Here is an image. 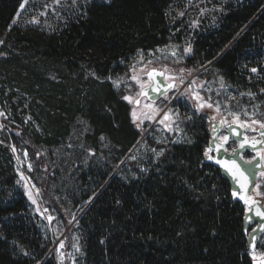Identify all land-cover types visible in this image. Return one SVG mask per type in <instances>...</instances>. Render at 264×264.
Returning <instances> with one entry per match:
<instances>
[{
    "label": "trees",
    "instance_id": "1",
    "mask_svg": "<svg viewBox=\"0 0 264 264\" xmlns=\"http://www.w3.org/2000/svg\"><path fill=\"white\" fill-rule=\"evenodd\" d=\"M22 2L0 0V103L12 115L0 124V138L31 152L54 148L82 118L84 146L98 153L104 136L117 163L141 132L130 103L106 77L138 50L167 42L171 0L92 1L51 32L11 24ZM262 60L264 0H242L227 5L216 28L196 33L186 68L213 61L238 81ZM187 125L191 142L154 145L164 151L146 172L131 160L134 177L112 176L103 165L81 173L75 205L90 202L75 228L84 264H252L245 208L219 170L204 163V122L196 116ZM15 182L14 160L0 144V264H57L51 238Z\"/></svg>",
    "mask_w": 264,
    "mask_h": 264
},
{
    "label": "rangeland",
    "instance_id": "2",
    "mask_svg": "<svg viewBox=\"0 0 264 264\" xmlns=\"http://www.w3.org/2000/svg\"><path fill=\"white\" fill-rule=\"evenodd\" d=\"M92 1L110 0H23L21 5L24 7L20 5L11 24L51 32L82 15L84 7ZM239 1L242 0H171L168 11L170 34L167 42L146 51L138 50L121 63L124 67L121 72L106 77L123 96L132 98V102L128 101L131 105V119L136 126L139 125L137 128L141 132L138 143L126 156L119 158L117 163L112 162V146L104 136L100 139L102 151L97 153L84 146L83 138L89 129L82 118L74 121L70 135L54 148L37 146L31 152L22 143L13 144L0 138V144L7 146L14 160L15 184L23 191L29 208L42 221L45 234L51 238L50 250L55 254L57 264L85 263L79 232L75 230L80 215L90 203L75 205L80 192L78 179L81 173L94 165H103L104 168L112 169V176L134 177L129 161H135L139 170L146 172L164 151L162 147L154 145L172 146L191 142L187 124L195 114L187 97L199 111L211 109L227 121L246 124L253 129L264 123L263 60L258 68L250 67L243 71V79L238 81L228 80L213 66V61L203 64L197 71L186 68V59L192 54L196 33H207L216 28L227 5ZM189 48L190 51L186 52L185 49ZM153 68L162 70L165 80L176 77L177 86L164 99L153 103L143 98L135 106L133 102L141 88L136 81L131 80V76L136 75L146 86V73ZM254 68L255 72L252 71ZM181 69L184 71L181 72ZM181 76L184 80L182 84L179 79ZM174 98L176 100L171 104ZM3 102L6 104V101ZM208 104L212 107H208ZM9 110L8 105L0 103V113H3L0 115V124L12 119ZM133 111L136 112L135 120ZM165 113H168L169 119L160 123ZM205 122L208 125V120ZM225 136L224 132L221 133L220 140ZM246 136L252 140L258 139L255 133H247ZM233 147L230 143L229 149ZM262 153L264 156V150ZM253 156L248 154V159ZM253 196L262 199L264 203V171L258 176ZM45 197L49 200L45 201ZM59 212L65 216L66 227L62 225ZM249 253L252 258L264 257V236L257 248Z\"/></svg>",
    "mask_w": 264,
    "mask_h": 264
},
{
    "label": "water",
    "instance_id": "3",
    "mask_svg": "<svg viewBox=\"0 0 264 264\" xmlns=\"http://www.w3.org/2000/svg\"><path fill=\"white\" fill-rule=\"evenodd\" d=\"M152 70L153 69H150L148 72ZM155 70L163 72L160 69ZM146 79L148 84L145 86L144 90L148 92V96L145 97L140 95V92L142 91L141 89L137 97V100L139 101L142 98H146L149 102L154 103L161 98H165L175 89L167 90L166 95L164 96L151 90L155 87H161L160 82H163L165 86L173 82L175 83L173 80H165V74L164 76H155L153 81H149V78L146 75ZM149 84H151V87H148ZM135 105L137 104L135 103ZM210 116L212 118V115ZM210 129L208 149L214 154L212 155L211 152H208L207 156H204V163L210 164L219 170L221 177L229 185L232 199L238 201L245 207V213L242 218V233L246 236L248 250H255L260 239L264 236V204L262 199L253 196L254 186L257 182L258 176L264 171V160H261L260 158L263 156L262 152L264 150V136L261 135V133H264V128L259 127L253 129L248 125L242 127L235 123H229L226 127L227 141L235 143V147L231 150L226 149L225 142L221 141L219 138L223 129L222 121L212 119ZM232 129H235L239 135L234 134ZM246 133H255L259 140L248 138L245 135ZM245 138H247V143H245L243 148H240V144L244 142ZM254 143L255 147H253ZM247 152L254 156L251 159H247L245 157ZM208 156H211L212 159H209ZM217 161L221 162L218 163ZM248 161H251V163H248ZM233 162L238 166L239 172H237L236 168H232ZM225 163L228 164V167L224 166ZM229 168H232V170L230 171ZM239 173H243V176L239 175ZM241 197H243V199ZM258 212L262 214L258 215ZM262 258H252V264H259Z\"/></svg>",
    "mask_w": 264,
    "mask_h": 264
},
{
    "label": "snow or ice",
    "instance_id": "4",
    "mask_svg": "<svg viewBox=\"0 0 264 264\" xmlns=\"http://www.w3.org/2000/svg\"><path fill=\"white\" fill-rule=\"evenodd\" d=\"M21 7L23 8L24 5H21ZM180 15H184V13H180ZM14 23H15V22H14ZM0 43H3V41H0ZM185 51H186V52H189V51H190V48H189V49H185ZM172 55H175V53H172ZM134 70H135V69H133V71H134ZM180 71L183 72L184 70L181 69ZM252 71L255 72L256 69L254 68V69H252ZM146 75L148 76L149 81H153V80L155 79V76H164V73H163V72H158V71H156L155 69H153L152 71L147 72ZM169 79H172L173 81H175L176 77H169ZM179 79H180V83L182 84V83L184 82L183 77L181 76ZM131 80L136 81V82L140 85V88L142 89V91L140 92V95L147 97V96H148V92L144 90V89H145V84H144L143 82H141V81L139 80V78H138L136 75L131 76ZM160 83H161V87H155V88H152L151 90H152V91H156V92H158V93H159L160 95H162V96L166 95L167 90L174 89V88L177 86L174 82H173V83H170V84H167L166 86L163 84V82H160ZM148 87H151V84H149ZM123 99H125V100H127V101H129V102H132V98H131L130 96H124ZM135 103H136L137 105H139V104H140V101H139V100H136ZM203 106H204V105L202 104L201 107H203ZM207 106H208V107H212L211 104H208ZM145 107H150V105H145ZM217 110H218V109H217ZM0 115H3V113H0ZM132 116H133V118H134V120H135V118H136V112H135V111H133ZM168 119H169L168 113H165V114H164V117H163V119L160 121V123H164V121H166V120H168ZM142 122H143V121H141V123H142ZM222 123H224V121H222ZM253 123H260V122H258V121H253ZM0 127H3V126L0 125ZM137 127H139V125H137ZM260 127H261V128H264V123H260ZM232 131L234 132V134L239 135V133H237V132L235 131V129H232ZM261 135L264 136V133H261ZM222 139L226 142V141L228 140V137L225 136V137H223ZM245 143H247V138H245L244 142H242V143L240 144V148H243L244 145H245ZM257 143H258V142H257ZM253 147H255V143L253 144ZM234 151H235V150H234ZM158 154H159V153H158ZM205 155L207 156V152L205 153ZM208 158H209V159H212L211 156H208ZM260 158H261V160H264V156H261ZM217 162L220 163L221 161H217ZM248 163H251V161H248ZM224 166H225V167H228V164L225 163ZM232 168H236L237 172H239L238 166H236L234 162H233V164H232ZM232 168H229V170L231 171ZM239 175L243 176V173H239ZM234 195H235V193H234ZM241 198L243 199V197H241ZM257 214H258V215H261L262 213H259V212H258ZM254 231H255V230H254ZM254 258H255V257H254ZM259 264H264V258H262V259L260 260Z\"/></svg>",
    "mask_w": 264,
    "mask_h": 264
},
{
    "label": "flooded vegetation",
    "instance_id": "5",
    "mask_svg": "<svg viewBox=\"0 0 264 264\" xmlns=\"http://www.w3.org/2000/svg\"><path fill=\"white\" fill-rule=\"evenodd\" d=\"M153 69H156V68H153ZM176 76H180V75H176ZM167 81H172V80H167ZM178 83V80L177 79H175V84H177ZM148 84V83H147ZM141 90V89H140ZM138 95H139V93H138ZM187 97V96H186ZM188 98V100H189V102L191 103V109H192V112L195 114V117L196 116H198L199 118H201V121H203L204 122V125L206 126V128H207V134H208V140H207V145H206V152L208 153V152H211V151H209V149H208V142H209V139H210V123H211V121H212V119H216V121H219V120H221V121H224V123H223V129H222V131H221V133H223L224 132V134H226V137H227V129H226V127H227V125L229 124V123H235V124H238V123H236V122H231V121H227L226 119H224L222 116H219V115H217V114H215L211 109H201V111H199V109H197V107L194 105L195 103H193V102H191V100L189 99V97H187ZM143 99V98H142ZM145 100H147L146 98H144ZM161 99H164V98H161ZM137 100V99H136ZM135 100V101H136ZM176 100V98H174V99H172V101H171V104L174 102ZM148 101V100H147ZM140 102H141V99H140ZM178 103L180 102L179 100L177 101ZM134 103V105H135V102H133ZM136 106V105H135ZM184 107L186 106L187 107V105H183ZM183 108V107H182ZM210 115H212V118H211V116ZM206 120H208V125L206 124ZM238 125H240V126H245L246 124H238ZM247 134V133H246ZM245 134V135H246ZM220 138V137H219ZM257 140H259V138L257 139ZM221 141H224V140H221ZM225 142V141H224ZM230 143H232L233 145H234V147H235V143L234 142H228V141H226L225 142V147H226V149H228V150H230L229 149V144ZM233 147V148H234ZM232 148V149H233ZM205 152V153H206ZM211 154L213 155L214 153L213 152H211ZM248 154H250V153H246L245 154V157L248 159ZM264 204V203H263Z\"/></svg>",
    "mask_w": 264,
    "mask_h": 264
},
{
    "label": "bare ground",
    "instance_id": "6",
    "mask_svg": "<svg viewBox=\"0 0 264 264\" xmlns=\"http://www.w3.org/2000/svg\"><path fill=\"white\" fill-rule=\"evenodd\" d=\"M46 214L44 213V216H45Z\"/></svg>",
    "mask_w": 264,
    "mask_h": 264
}]
</instances>
